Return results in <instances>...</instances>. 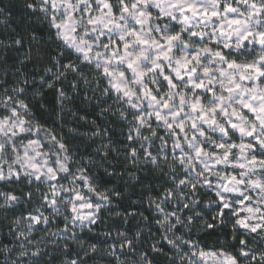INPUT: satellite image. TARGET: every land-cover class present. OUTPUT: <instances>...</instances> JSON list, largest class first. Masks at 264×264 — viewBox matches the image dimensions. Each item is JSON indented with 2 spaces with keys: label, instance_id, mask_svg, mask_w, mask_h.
<instances>
[{
  "label": "snow or ice",
  "instance_id": "obj_1",
  "mask_svg": "<svg viewBox=\"0 0 264 264\" xmlns=\"http://www.w3.org/2000/svg\"><path fill=\"white\" fill-rule=\"evenodd\" d=\"M10 6L0 4V16ZM21 8L46 26L51 44L43 47L36 28L0 39V229L12 243L0 241V264H56L57 250L62 264H89L98 244L85 246L76 228L92 231L105 212L136 220L134 234L117 227L104 249L116 264H264V0H22ZM26 42L29 51L13 57ZM45 59L55 81L71 77L80 103L99 109V123L69 110L88 124L86 147L98 139L94 154L73 150L62 131L64 101L77 97L44 77L41 91L31 87L23 69ZM44 84L58 105L52 119L37 112V103L47 111L36 100ZM120 163L156 174L161 191L146 199L159 213V236L145 235L149 218L128 210L143 201L127 187L100 190L98 170L119 175L112 165ZM114 200L128 202L123 214ZM201 203L215 212L211 221L201 220ZM60 216L65 226L52 235L62 243L48 251L40 226ZM197 227L225 239L201 247L184 235Z\"/></svg>",
  "mask_w": 264,
  "mask_h": 264
},
{
  "label": "trees",
  "instance_id": "obj_2",
  "mask_svg": "<svg viewBox=\"0 0 264 264\" xmlns=\"http://www.w3.org/2000/svg\"><path fill=\"white\" fill-rule=\"evenodd\" d=\"M0 4L2 5H11L8 9V12L0 16V39H7L9 35H24L28 36V33L26 32V29L28 28H36L44 37V45L43 47L48 48L51 44V42L47 41V35H46V26H42L36 23L35 17H27L24 15V12L21 8L22 0H0ZM54 47V45L52 46ZM29 51L28 44L26 42L25 47L20 50V53H13V57L21 56L22 53ZM11 63V61H10ZM46 68H51V72H46ZM24 71L28 72L29 79L34 80L35 83L31 85L32 88L36 89L37 91H41L40 84H41V77H44V79L52 81L55 83L56 87H59L61 82L63 81H55L54 73L56 72V68L52 67V64L48 63L47 60L43 62H36L35 60L32 63H27V67L23 69ZM4 79L2 75H0V80ZM65 86H68L65 88ZM64 90L68 93L69 97H77L73 100H65L64 101V112L61 113V115L64 118V127L62 129L63 133L67 136L71 137V143L73 145V150H79V152H88L91 151V154L95 153V148L97 146L94 144L92 147H86L85 141L88 143H91V133L89 132V137H83L80 135V133L88 131V124H85L82 121H78L76 117H73L69 110L78 111V115H83L85 111L89 113L88 115V122L90 123L92 120H97V122H101L102 118L96 115V113L99 112V109L96 108L93 110L91 106H85L80 103V100L82 99V94L78 96L77 92H75L71 88V77H69L68 80H66L63 83ZM42 91L46 93L44 96H38L36 100L38 102H43L47 105V111L40 110L37 103V112L40 118L44 119H52L51 113L53 109H58V105L56 103L54 90L48 89L47 84H44ZM29 99H32L31 94L29 95ZM69 128L78 129V131L73 134L68 132ZM118 129H111L113 137H119L120 139H123L121 133L117 134L115 133ZM113 161H115V157L112 158ZM112 166H115L117 169V172L119 175H113L111 177L105 176L103 173V169H99L97 174L98 176H102L103 180H99L98 183L101 185L103 190L105 188H118L121 191H124L127 187L128 191L132 194V199L137 201H143V203H137L133 208L128 209L129 211H135L137 213V219H140V213H143V216L148 217V221H142L141 226L147 225L145 227V235H147L149 232H152L156 234V236H159L161 234L160 226L156 224V217L153 214L154 210L153 207H150L146 197L148 195H156L155 192L158 188H160V185L157 183V180L155 179V173L151 169V165H145L143 167H140L139 170L133 171V167L129 166L128 171H121L123 169V164H114ZM129 172L132 173V175H129ZM132 177H135L136 179H133ZM137 180H142L143 183H137ZM149 188H151V193L149 192ZM4 191V189H2ZM114 205L117 207V210L121 211L122 214L124 210L128 206L127 201H121L118 204L114 200ZM201 220H209L210 221V211L207 209H201ZM19 214V210L17 212ZM123 215L120 218H116L114 216L109 215L107 212L104 213L103 219L98 220L97 225L92 226L93 230L89 231L88 227L82 228V229H76L77 236L85 242V246L88 244L96 243L98 244L99 253L93 254V259L89 260V264H116L115 257L108 256L104 249L111 250V245L113 241L115 240V230L117 227H119L121 230H127L129 231V234H134L136 231V220H130V222L125 225L122 223ZM199 225V222H198ZM230 230V229H229ZM42 232V231H41ZM40 232V233H41ZM111 232V237H107L104 234ZM35 235V238L40 235ZM185 237L189 235L188 238L193 240V242H199L201 244H211L213 242H218L220 239L224 240L225 235L224 231H221L217 229L216 231L212 230H204L197 228H193L191 232H185ZM40 239V238H39ZM37 239V240H39ZM49 241L47 250L53 251L55 249V245L60 242L57 238H54V236L48 235L45 237ZM227 239L231 240V237H227ZM0 241L3 243H8L9 247L12 246L11 243V237L7 235L6 229H0ZM165 250L169 251V254H172L171 250L168 249L167 244L165 242ZM43 246V245H42ZM78 245H71L72 250H78ZM116 251L117 253H120L121 249L118 245H116ZM150 258H154L153 254L149 251L148 253ZM72 258H75L73 256ZM55 259L56 264L58 261H62L63 257L59 255L58 250L55 252ZM121 259L124 260L125 257L121 256ZM164 260L163 257L160 258H154V264H162V261Z\"/></svg>",
  "mask_w": 264,
  "mask_h": 264
},
{
  "label": "rangeland",
  "instance_id": "obj_3",
  "mask_svg": "<svg viewBox=\"0 0 264 264\" xmlns=\"http://www.w3.org/2000/svg\"><path fill=\"white\" fill-rule=\"evenodd\" d=\"M53 80H54V78L52 79V81H53ZM65 81H66V80H63V81L61 82V84L59 85V87H63V83H64ZM66 87H68V86H65V88H66ZM63 88H64V87H63ZM109 102H110V101H109ZM124 131H125V133H126V132H127V129L125 128ZM115 133L120 134V131H119V130H116ZM97 141H98V139H97ZM98 146H99V141L97 142V146H96V147H98ZM169 150H170V146H169ZM92 151H93V150L88 151V152H84L85 156L91 154ZM77 158H78V159L80 158L79 155L77 156ZM129 166H132V165H129ZM143 166H145V165H141V167H143ZM132 167H133V166H132ZM2 189H4V191L7 190L6 188H0V191H3ZM100 190H101V191H104L102 187H100ZM159 191H161L160 188H158V189L156 190L155 194H157V192H159ZM152 196H153V198L156 197V195L154 196V194H153ZM92 198L95 199L94 196H93ZM146 200H147V199H146ZM205 203H206V201H205ZM205 203H201V204L199 205V207L196 208V211L199 212L201 209H207L208 211H210V214H211V216H210V221H211V220H212V217L215 215V212L212 210L211 207H205ZM168 208L170 209V208H171V205H169ZM20 210H23L22 207H21ZM153 210H154L153 214H154L155 217L157 218V217L159 216V213H157L156 210H155L154 208H153ZM185 211H186V210H185ZM180 214L183 215L184 213L181 212ZM64 226H65V225H64V221H63V216H60V217H56V218H54V222L51 224L50 227H49L48 225H41L40 227L43 228V229H48V235H50V237H51V236H54V235H52V233H56V232H58L59 229H63ZM68 227L71 228L72 226H71V225H68ZM85 227H87V226H85ZM85 227H83V228H85ZM76 229H82V228L77 227ZM39 233H40V232H35V233H34V236H35V235H38ZM48 235H47V236H48ZM68 235H71V232H69ZM42 236H44V232H41L40 235L37 237V239L41 238ZM188 237H189V235H187L186 238H188ZM54 238H57V237L54 236ZM221 240H222V239H220L218 242H213V243H211V244H201V243H200V245H201V247L209 246V248L211 249L212 246L218 244ZM192 241H193V240H192ZM198 243H199V242H198ZM118 254H119V253H118Z\"/></svg>",
  "mask_w": 264,
  "mask_h": 264
},
{
  "label": "clouds",
  "instance_id": "obj_4",
  "mask_svg": "<svg viewBox=\"0 0 264 264\" xmlns=\"http://www.w3.org/2000/svg\"><path fill=\"white\" fill-rule=\"evenodd\" d=\"M86 226V225H85ZM71 245H77V243L72 240L70 241ZM111 247V246H110ZM135 258H129L127 264H133ZM63 261V260H62ZM62 261H58L57 264H62Z\"/></svg>",
  "mask_w": 264,
  "mask_h": 264
}]
</instances>
